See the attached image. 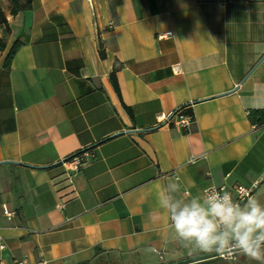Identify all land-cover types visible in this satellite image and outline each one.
<instances>
[{"label":"crops","instance_id":"0c3cea01","mask_svg":"<svg viewBox=\"0 0 264 264\" xmlns=\"http://www.w3.org/2000/svg\"><path fill=\"white\" fill-rule=\"evenodd\" d=\"M10 7L0 0L9 25H0V264H158L204 253L176 238L163 187L187 201L209 184L256 183L264 205V126L247 116L264 108L255 106L264 0ZM184 104L194 115L187 129L157 125ZM112 134L65 179L57 161Z\"/></svg>","mask_w":264,"mask_h":264},{"label":"clouds","instance_id":"9594fccd","mask_svg":"<svg viewBox=\"0 0 264 264\" xmlns=\"http://www.w3.org/2000/svg\"><path fill=\"white\" fill-rule=\"evenodd\" d=\"M255 106H264V96L256 98ZM168 187L178 191L180 186L171 183ZM166 192L164 187L159 192V205L184 246L214 251L227 258L240 254L264 264V205L256 197L249 195L241 204L230 192L213 187L205 191L204 197L184 201Z\"/></svg>","mask_w":264,"mask_h":264},{"label":"built area","instance_id":"2783aa9c","mask_svg":"<svg viewBox=\"0 0 264 264\" xmlns=\"http://www.w3.org/2000/svg\"><path fill=\"white\" fill-rule=\"evenodd\" d=\"M112 24V22H111ZM172 69L175 73L180 71V67L178 64H174ZM193 121L192 116L188 114L180 113L172 117V113H170L166 117H161L157 125L160 124H169L172 126H177L182 129H187L190 123ZM255 127V126H253ZM90 155L88 150H83L79 153H75L69 158L63 159L61 162L64 165V174L66 175L65 179L70 180L72 176L80 169V167L86 162ZM189 162H194V157H190ZM215 188L217 191L226 190L232 194L233 200L243 204L246 202L249 195L253 196L254 190L256 188V183H251L250 185H244L239 182H235L234 184L228 186L225 184H209L203 188V197L205 196V191L211 188ZM222 194V192H221ZM64 202L59 203V207L63 206ZM3 213L8 217L13 216V211L9 210L5 205L2 207Z\"/></svg>","mask_w":264,"mask_h":264},{"label":"trees","instance_id":"16d2710c","mask_svg":"<svg viewBox=\"0 0 264 264\" xmlns=\"http://www.w3.org/2000/svg\"><path fill=\"white\" fill-rule=\"evenodd\" d=\"M9 2L11 5L10 12L13 15L18 13L19 11L29 9L31 7V0H9ZM0 25L3 26L5 32H9L8 22H7L6 17H5V15L1 9H0ZM19 45H20V41L15 40L13 42V44H12L8 54H7V58H6L7 64L9 63L11 57L13 56L14 52L16 51V49L18 48ZM3 46H4V42L0 38V49L3 48ZM100 54L102 56L104 55V51L102 48L100 49ZM121 66H122V63L119 60H115L113 63L112 70L109 74V79L111 81V84L118 94H119V87H118L117 79H116V71L118 69H120ZM126 108L128 109L127 106H126ZM180 113L188 114V115L192 116V118L194 119V115H193L192 110L190 109L189 104H184V105L178 107L177 109H175L172 112V117L175 115H178ZM247 116H248V119L253 126H255V127L264 126V108L250 109L247 112ZM90 148H88L86 150H89ZM79 152H81V150H79L76 153H79Z\"/></svg>","mask_w":264,"mask_h":264},{"label":"flooded vegetation","instance_id":"af4514ba","mask_svg":"<svg viewBox=\"0 0 264 264\" xmlns=\"http://www.w3.org/2000/svg\"><path fill=\"white\" fill-rule=\"evenodd\" d=\"M209 253H212V252H204V253L195 254L192 256H187V257L175 260V261L160 262L158 264H169L172 262L186 260L188 258H192L195 256H201V255H205ZM182 264H260V262L255 261V260H250L246 256H243L240 254H233L231 258H227V257L221 256L220 254H217V255L197 259V260L182 263Z\"/></svg>","mask_w":264,"mask_h":264},{"label":"water","instance_id":"95a60500","mask_svg":"<svg viewBox=\"0 0 264 264\" xmlns=\"http://www.w3.org/2000/svg\"><path fill=\"white\" fill-rule=\"evenodd\" d=\"M262 59H264V55H262V57L258 60V62L261 61ZM252 70H253V68L250 70V72H251ZM250 72H249V73H250ZM148 129H151V128H145V129H143V130H148ZM113 135H115V134H112V135L106 136V137H104V138H102V139H100V140H97L96 142L90 144L89 146H87V147L81 149V151L86 150V149H88V148H90V147H92V146H94V145H96V144H98V143H100V142H102V141H104V140H106V139L112 137ZM71 155H73V154H71ZM71 155L67 156L66 158H69ZM64 159H65V158H64ZM60 162H61V161H57L56 163H60ZM217 254H218V253H216V252H212V253H209V254H205V255H201V256H195V257H192V258H188V259H186V260H181V261H177V262H172V263H169V264H182V263H186V262L194 261V260H197V259H201V258H205V257H209V256L217 255Z\"/></svg>","mask_w":264,"mask_h":264}]
</instances>
